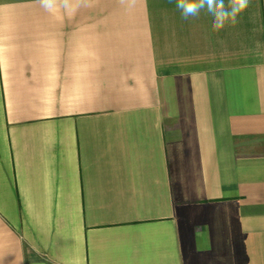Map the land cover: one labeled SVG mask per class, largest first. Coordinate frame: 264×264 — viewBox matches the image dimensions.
<instances>
[{"label":"crops","instance_id":"obj_1","mask_svg":"<svg viewBox=\"0 0 264 264\" xmlns=\"http://www.w3.org/2000/svg\"><path fill=\"white\" fill-rule=\"evenodd\" d=\"M0 264H264V0H0Z\"/></svg>","mask_w":264,"mask_h":264},{"label":"clouds","instance_id":"obj_2","mask_svg":"<svg viewBox=\"0 0 264 264\" xmlns=\"http://www.w3.org/2000/svg\"><path fill=\"white\" fill-rule=\"evenodd\" d=\"M184 21L188 36L201 30L218 33L228 26H235L240 15L246 10L249 0H169ZM45 7L52 0H41Z\"/></svg>","mask_w":264,"mask_h":264}]
</instances>
